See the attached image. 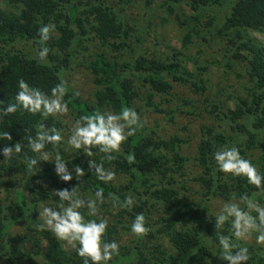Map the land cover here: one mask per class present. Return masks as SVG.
Segmentation results:
<instances>
[{
  "label": "trees",
  "instance_id": "obj_1",
  "mask_svg": "<svg viewBox=\"0 0 264 264\" xmlns=\"http://www.w3.org/2000/svg\"><path fill=\"white\" fill-rule=\"evenodd\" d=\"M123 1L131 4L134 0ZM225 1L227 0H165V5L167 8L183 5L190 7L194 14L189 21H194L198 26L201 14L211 7L222 6ZM146 4L149 6L153 2L146 0ZM230 6V12L224 18L223 28L219 32L224 38L231 37V49L225 56L226 67L232 70L229 60L247 64V85L250 88L246 93L249 101L240 99L235 109H227L226 114L217 105L214 106L213 113L218 118L223 117V122L231 127L236 139H228V134L203 128L204 136L196 158L203 171V176L196 179L203 189V200L189 204L184 196H180L178 188L184 184L174 176L178 175L185 162L177 151L182 143L179 137L163 141L157 139L155 134L149 135L144 128L122 145V152L115 154V160L101 161L99 158L104 154L93 149L97 163L103 162L106 169L114 168L116 175L121 174L131 179L127 187L105 184L96 178L95 173H87L82 183L75 178L65 183L54 174V161L40 162L38 166L43 169L42 172L30 178L22 160L0 162V189H5L6 195V198L0 195V257H5L4 264H37L32 258L26 257L23 251V246L28 242L37 248L41 243L47 242L45 250L42 246L39 247L45 264H82L76 251L67 254L61 243L53 240L49 231H37L35 226H28L27 235L13 237L10 234L12 226L22 219L26 221L30 212L37 215L41 204L58 202V197L41 186L43 178L50 179L58 189L70 190L80 183L78 188L93 197L97 189H102L105 201L109 200L111 207H114L117 199L123 202L129 193L133 194L136 202L131 210L121 208L118 204L115 206L120 210V218H130L131 224L137 213H143L146 226L151 229L146 237L153 240L157 233L165 236L171 244L170 248L158 245L150 248L149 252L146 244L139 242L127 247L120 246V255L114 257L111 264H227L217 257L219 249L215 218L206 217L205 203L215 197L228 202L239 200L245 194L252 199L264 196L254 186L248 185L246 180L218 172L212 158L213 152L221 146H229V142L234 140L242 155L254 149L260 151L261 158L257 164L260 165V172L264 173V137L259 141L264 136V44L256 42L249 34L264 32V0H236ZM214 22L212 19L211 25ZM49 23L55 25V31L47 42L50 51L46 61H40L38 55L22 54L12 47L26 43L28 47L30 44L33 46L30 47L31 50L37 48L39 52L44 45L39 40L38 29ZM90 38L99 39L113 54V58L100 54L95 61L86 65L95 85L100 88L95 95L97 106L86 104L77 97L65 78V73L76 57V46L85 48V42ZM188 39L186 38L187 41ZM138 43L141 41L135 28L108 4V0H0V101H3V106L15 103L14 97L20 79L44 91H49L63 80L69 89L64 99L76 120L80 115L102 109H111L113 112H118L123 107L134 109L139 100L143 106L137 112L148 108L162 114L156 99L163 101L167 96L173 95L174 84L187 85L196 93L207 89L202 78L196 76L194 81V75L180 60L184 56L182 52L172 50L171 55H148L141 46L137 47ZM116 59L123 61L119 63ZM201 71L205 72L206 68ZM185 100L183 99V103L188 104ZM39 123L62 129V123L51 117L44 120L39 114L32 115L18 110L0 120V131L10 132L13 138L11 143L21 141L26 145V137L35 136ZM243 137L248 140L240 143V138ZM6 143L9 142H0V149ZM64 145L65 142L56 149L48 145L46 151L52 152L53 159L57 152L65 158ZM25 151L29 156L32 155L29 149L25 148ZM129 155L134 159L129 160ZM3 159L0 156V161ZM171 159L174 167H180L171 168ZM67 161L70 169L75 165L85 169L88 167V163L77 158L73 162L69 159ZM154 213L159 214L156 222ZM180 219L189 221L191 225L178 229ZM120 225L117 223L109 228V239L117 241ZM124 230L131 233L129 227ZM249 249L251 253L255 252L253 248ZM248 264H264V254L251 256Z\"/></svg>",
  "mask_w": 264,
  "mask_h": 264
},
{
  "label": "rangeland",
  "instance_id": "obj_2",
  "mask_svg": "<svg viewBox=\"0 0 264 264\" xmlns=\"http://www.w3.org/2000/svg\"><path fill=\"white\" fill-rule=\"evenodd\" d=\"M88 1L89 0H86V2ZM235 1L236 0H227L222 3V6H214L207 9L201 14L202 17L197 26L194 21H189L194 13L188 6H172L171 8H167L165 0H152L153 4L149 6H147L146 0H134L131 4H126L123 0H108V4L124 17L130 26L135 28L136 35L141 41L140 44L138 43L137 47L141 46L143 51L148 55H171L172 50L182 52L184 56L180 60H182L187 70L194 75V81H196L195 77L197 76L198 78H202L207 85L205 91L196 93L195 90L187 85L174 84L175 89L173 95L167 96L163 101L156 99L158 108L163 111L162 114L156 113L153 109L148 108H144L142 111L138 112L144 124L143 128L149 135L155 134L157 139L163 141H170L176 136L181 140L182 143L177 147V151L178 154L184 157L185 162L181 166V171L178 175H173L178 178L179 182H183L184 185L179 187L178 190L180 196H184L189 204L195 203L197 200L199 202L203 200V189L196 182L197 178L203 176V171L200 169L196 159L198 147L204 136L203 128H209L218 133L228 134V139L229 137H236L231 127L223 122V117L218 118L217 115L213 113L214 106L217 105L221 112L226 114L227 109H235V105L240 99L249 101L246 93L250 88L249 85H247V64L229 60L232 70L226 67L225 56L227 55V51L231 49L229 42L231 37L224 38V35L219 32L223 28L224 18L230 12V5ZM212 19H214L215 22L211 25ZM194 29L196 31L195 33ZM249 34L256 42L264 44V32H250ZM186 38H189L188 41ZM184 44H186V46H184ZM12 47H15L18 52L29 56L38 55L39 53L37 48L31 50L30 47H33L31 44L30 47H28L26 43L15 46L12 45ZM137 47H135V49ZM111 52L112 51L102 45L99 39L95 38L88 39L85 42V48L76 46V57L71 63L70 69L65 73V78L67 84L75 92L76 96L81 98L86 104L97 106L98 103L95 95L100 91V88L95 85L94 78L86 65H88L90 61H95L100 54H105L108 58H113ZM122 61L123 59H116V62L121 63ZM195 62H198L196 66L194 65ZM203 68H206L205 72L201 71ZM144 93L145 91H143V94ZM183 99H186L185 101H187L188 104L183 103ZM142 106L139 100L134 109L140 110ZM99 111L113 112L111 109H102ZM53 119L62 123L61 128L65 141L64 151L66 153L65 160L69 159L73 162L77 158L83 163H88V160L94 159V155L92 157H87L81 150L71 149L66 143L75 123V115L70 109L67 115ZM263 137L264 136H261L259 138L260 142ZM247 140L248 139L244 137L240 138V143L246 142ZM231 145L235 146L234 140L229 142L230 147ZM243 147L246 148L247 145ZM242 156L251 160L258 171H260V165L257 164L261 158L259 150L254 149L246 151V154ZM99 160L103 161L101 157ZM170 163L169 166L173 168V159H171ZM177 167L180 166H175L174 168ZM108 170L115 173L114 168H108ZM73 178H75V173H73ZM130 181L131 179L124 175L115 174V179L109 183L116 187H127ZM11 184H14V181H11ZM40 184L50 192L58 190V187H56L50 179L43 178ZM78 191L84 197H93L92 194L88 192L84 193L79 188ZM0 195L2 198H6L5 189H0ZM128 196L133 197L134 202H136L133 194L129 193ZM255 200L261 205H264V196L255 197ZM225 202L226 201L220 197L210 199L204 205L206 217H214V214L220 211ZM54 205V201L41 204L36 212L37 215L30 212L26 221L22 219L12 226L10 234L13 237L27 235L28 226H35L43 223V220L38 218V212L42 211V207ZM99 209L100 217L108 220L109 228L117 223L121 224L118 229L119 235L117 239L121 247L135 245L137 242H139V244H146L148 248L147 252H149L150 248H154L158 245H163L166 248L171 247L169 240L166 239L165 236L157 235L155 232L156 238L150 240L148 237L140 239L134 234L124 230L126 227L130 228V218H120V210L115 206L111 207V202L109 200L101 204ZM253 214L255 215V213ZM153 218L156 219L154 221L156 222L159 218V214L154 213ZM190 225L191 223L189 221L181 220V222L177 224V228L184 229ZM52 236L53 240H56L53 233ZM161 237L162 239H160ZM59 242L67 254H73L75 252V249L67 245L66 242ZM47 245V242H43L37 248L28 242L23 246V251L26 257L32 258L37 264H45L39 247L42 246L45 250ZM247 246L254 249L255 252L252 251V256H258V254L261 253L264 254V246L257 245L254 237L247 242ZM4 261L6 262L5 257H3V259L0 257V264H4ZM24 264L30 263L24 262Z\"/></svg>",
  "mask_w": 264,
  "mask_h": 264
},
{
  "label": "clouds",
  "instance_id": "obj_3",
  "mask_svg": "<svg viewBox=\"0 0 264 264\" xmlns=\"http://www.w3.org/2000/svg\"><path fill=\"white\" fill-rule=\"evenodd\" d=\"M55 31L54 24H44L38 29V37L42 46L38 53L40 61H46L49 55L47 42ZM65 81L53 86L49 91L30 85L26 80H18V90L15 94V103L3 106L0 101V120L18 110L39 114L44 120L49 117L59 118L67 115L69 105L65 101L68 94ZM144 124L139 113L130 107H123L118 112L95 111L91 114L80 115L71 129L66 143L74 150H81L87 157L94 155L93 149L104 154L107 161L116 159L115 154L122 152V145L127 143ZM9 131H0V142L8 141L0 149L3 163L22 160L27 168L29 178L38 174L42 161L55 164V174L65 183L75 179L82 183L87 173H95L96 178L107 184L115 179V173L104 167L103 162L88 160L87 169L74 166L71 169L58 152L52 158V152L46 151L51 145L56 149L64 143L63 130L55 126L48 127L44 123L36 126L35 136L26 137L27 144L12 142ZM29 149L31 156L25 151ZM129 160L134 159L129 155ZM218 172L246 180L248 185L254 186L257 192L264 193V173L258 171L251 160L241 154L236 146H221L212 153ZM79 183V184H80ZM78 184V185H79ZM78 185L53 191L58 202L54 206H43L38 212V218L43 223L35 225L37 231H49L58 241L66 242L74 248L82 264H111L114 257L120 255V245L114 239H109V223L99 215V206L104 203L105 197L102 189H97L93 197H84L78 191ZM131 210L134 199L128 196L123 202L118 199L113 206ZM255 213V215L253 214ZM215 232L217 236V257L227 264H248L252 253L247 242L255 239L257 245L264 246V205L248 195H242L238 201L225 202L220 211L214 214ZM146 226L143 213H137L130 225V231L138 238H144L150 232ZM227 233V234H225Z\"/></svg>",
  "mask_w": 264,
  "mask_h": 264
}]
</instances>
